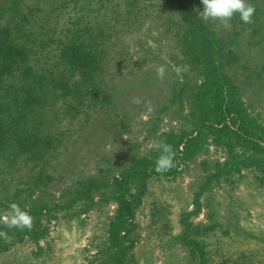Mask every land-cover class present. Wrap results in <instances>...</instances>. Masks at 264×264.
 Returning <instances> with one entry per match:
<instances>
[{"label": "rangeland", "instance_id": "obj_1", "mask_svg": "<svg viewBox=\"0 0 264 264\" xmlns=\"http://www.w3.org/2000/svg\"><path fill=\"white\" fill-rule=\"evenodd\" d=\"M193 1L203 11L200 0ZM248 2L255 7L250 24L242 22L239 14L232 18L229 29L218 21L207 22L220 39L223 71L238 89L248 115L264 125V0ZM3 24L28 26L45 41L49 32L57 41L73 32L93 33L91 38L100 41L105 33L115 41V48L99 81L110 103L93 105L87 94L74 119L61 118L59 128L70 137L47 170L51 178L46 184L33 185L39 168L33 169L31 164L3 167L0 203L13 200L21 191L20 201L27 205H65L81 181H110L134 159L148 156L166 133L195 129L194 95L203 81V66L184 52V16L172 1L0 0V26ZM185 64L190 70L181 79L173 66ZM159 65L167 67L162 81L156 78ZM133 97L142 103L133 104ZM226 159V150L209 139L203 153L184 163L175 177L150 180L136 211L131 234L135 247L128 264L197 263L178 239L183 230L180 220L185 212L194 210V195L206 175ZM111 193L110 187L96 193L86 212L85 204L77 201L43 214L39 224L46 230L45 236L38 243L28 237L14 243L0 253V264H112L107 239L117 207ZM200 204L201 211L190 221L200 230L215 224L212 231L197 236L204 243L207 264H221L226 256L242 253L260 258L264 253V172L252 169L243 171L241 178L221 180L203 192Z\"/></svg>", "mask_w": 264, "mask_h": 264}, {"label": "trees", "instance_id": "obj_2", "mask_svg": "<svg viewBox=\"0 0 264 264\" xmlns=\"http://www.w3.org/2000/svg\"><path fill=\"white\" fill-rule=\"evenodd\" d=\"M170 1L184 16L187 29L183 36L184 52L203 66V81L194 95L195 129L190 133H166L163 139L173 146L176 167L158 174L155 160L160 153L153 150L148 156L134 159L128 168L110 181L105 178L81 181L65 205H27L20 201L22 193L18 191L13 200L0 203V211L15 202L31 214L34 224L31 230L23 231L3 229L5 226L0 224V231L11 237L10 243L0 238V253L26 237L38 243L46 234L39 224L43 214L71 207L77 201L85 204L83 211L86 212L93 206L95 194L110 187L117 208L108 229V250L113 251L109 262L128 264L127 258L135 247L131 234L136 226V211L148 191L150 180L157 176L175 177L184 163L203 153L205 144L211 139L226 150L227 159L217 163L204 178L194 195V210L182 215L183 230L178 236L194 260L198 259L196 264L208 263L204 243L197 236L212 231L215 224L200 230L190 219L201 211L200 197L213 184L230 181L235 176L241 178L243 171L257 169L264 172V125L248 115L238 89L222 69L223 49L216 29L200 18L193 0ZM27 27L23 24L0 26V173L3 167L15 169L31 164V168H39L33 179V185L38 186L51 178L47 170L52 168L60 149L70 137L59 128L61 118L74 119L81 112L79 107L87 94L93 105L110 103L111 98L102 91L99 81L110 64L108 56L115 48V41H110V36L105 33V41L103 36L97 41V37L91 38L93 33L87 36V33L79 35L74 32L58 41L49 32L48 41H45L40 32ZM191 49L197 50L191 53ZM259 257L256 258L254 253H242L238 257L226 256L221 264H264V253Z\"/></svg>", "mask_w": 264, "mask_h": 264}, {"label": "clouds", "instance_id": "obj_3", "mask_svg": "<svg viewBox=\"0 0 264 264\" xmlns=\"http://www.w3.org/2000/svg\"><path fill=\"white\" fill-rule=\"evenodd\" d=\"M203 5V11L199 12V16L204 21H218L224 29L231 27V20L239 14L240 20L246 24L252 23V17L255 14V7L248 0H200ZM190 70V65H174L173 71L182 79L183 74ZM156 78L163 80L167 73L165 65H159L155 68ZM133 104L139 105L142 100L139 97H133ZM154 149L160 154L155 160V171L163 174L176 167V153L173 146L158 141L154 143ZM0 224L8 229L31 230L34 224V218L31 214L22 209L17 203L13 202L8 205L6 210L0 211ZM0 238L6 243L11 242V237L5 231H0Z\"/></svg>", "mask_w": 264, "mask_h": 264}]
</instances>
